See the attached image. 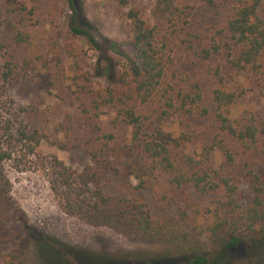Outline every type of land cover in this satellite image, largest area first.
Wrapping results in <instances>:
<instances>
[{
	"label": "rangeland",
	"instance_id": "374dc122",
	"mask_svg": "<svg viewBox=\"0 0 264 264\" xmlns=\"http://www.w3.org/2000/svg\"><path fill=\"white\" fill-rule=\"evenodd\" d=\"M87 20L102 38L125 41L130 36V12H136L149 27L155 25L150 17L152 0H129L120 5L114 0H84ZM239 0H177L187 18L181 30L173 35L163 25L155 30L160 41L166 42L171 58L166 76L167 84L183 86L201 93L202 105L209 115L191 123L192 131L200 140L212 136V98L216 90L242 92L243 96L232 107L236 118L255 117L264 121V65L259 73L238 72L226 65V26ZM27 12L9 18L7 5L0 0V29L12 23L28 36L26 44H10L0 51V67H10L16 73L5 85L3 102H12L11 113L16 128L36 130L40 143L36 154L41 158L55 157L71 171L80 172L92 164L85 145L88 138L99 139L112 132L115 139L108 143V158L117 170L103 181L104 191L113 197H132L142 202L154 219L177 222L185 233L198 239L207 264H264V223L251 231H240V244L226 252L222 240L213 237L209 229L216 215L228 213L221 193L201 194L191 186L176 188L163 174L139 182L131 175L130 157L126 159L122 127H116L111 108L94 109L92 104L104 93L106 83L92 78L85 81L96 61V53L84 41L70 39V54L66 23L70 14L63 0H26ZM216 44L219 55L206 58L202 51ZM72 54L76 55L73 57ZM217 74V75H216ZM217 76H220L217 77ZM169 139H176L182 128L176 117L163 122ZM103 142H105L103 140ZM19 149V148H18ZM199 153V147L189 153ZM28 159L18 158L4 164L10 183V196L32 229L24 223L0 213V264L15 253L19 246L28 244L27 264H75V260L91 264H188L194 255L161 258L167 245H148L130 241L105 227H94L80 218L65 214L50 189L49 178L38 167L24 169ZM260 161L254 158L252 163ZM30 162H32L30 160ZM18 166L19 169L16 167ZM28 166V164L26 165ZM125 166V167H124ZM241 164L233 170L239 187V204L247 207L251 193ZM36 236L56 242L69 254L58 259L52 245L45 242L41 253ZM42 254V255H41ZM226 260H222V258Z\"/></svg>",
	"mask_w": 264,
	"mask_h": 264
},
{
	"label": "trees",
	"instance_id": "16d2710c",
	"mask_svg": "<svg viewBox=\"0 0 264 264\" xmlns=\"http://www.w3.org/2000/svg\"><path fill=\"white\" fill-rule=\"evenodd\" d=\"M114 1L126 5L129 0ZM63 2L70 14L66 23L69 45L65 49L69 54L73 52L70 39H76L84 41L96 53V61L85 81L90 83L92 78H97L106 83L104 93L92 104L94 109L114 110L115 125L122 127L124 135L123 151L126 159L131 158L127 164L132 167L131 175L141 182L163 174L176 188L191 186L204 195L221 193L228 213L217 214L209 231L213 237L222 240L226 252L237 248L240 231L248 232L264 223V121L258 122L253 116L236 118L232 115V107L243 93L216 90L212 98V136L207 140L197 138L190 124L207 117L209 111L202 105L201 93L167 84L165 78L171 58L166 42L160 41L155 31L161 24L170 35L181 30L187 15L177 5V0H152L153 27H149L136 12H130V36L125 41L102 38L88 23L84 0ZM5 4L9 18L27 12L26 0H5ZM10 25L0 29V51L10 44L29 41L27 34L19 29L15 32ZM225 38L228 69L259 73L264 65V0H239L227 22ZM220 49L212 44L202 51V55L211 58L219 55ZM13 71L10 67H0L3 83L14 79L16 73ZM4 88L5 85L0 86L1 90ZM1 93L0 213L22 221L27 231H32L23 213L12 203L10 183L4 171L6 162L24 158L28 159L24 169L38 167L46 173L50 189L65 214L78 217L90 226L111 229L133 242L167 245L161 256L165 262L189 254L194 257L188 264L208 263L198 239L185 233L177 222L154 219L136 198H116L105 193V176L112 171L117 173L111 165L113 159L107 155L108 143L115 139L112 132L102 134L99 139L88 138L86 153L92 164L78 173L71 171L55 157L41 158L36 154L40 143L36 130L15 127L12 102L5 104ZM173 116L180 128H184L176 139H169L162 127L163 122ZM192 147H199L200 152L191 155ZM254 158L260 161L252 163ZM239 164L246 169L245 178L251 193L245 208L239 204L238 181L232 175ZM34 240L41 253L46 250L44 244L47 242L58 259L69 258L66 249L56 242L39 236ZM28 250V244H22L3 264H27ZM222 260L226 258L223 256ZM74 263L91 264L79 260ZM113 263L124 264L121 260ZM152 263L143 260L138 264Z\"/></svg>",
	"mask_w": 264,
	"mask_h": 264
}]
</instances>
